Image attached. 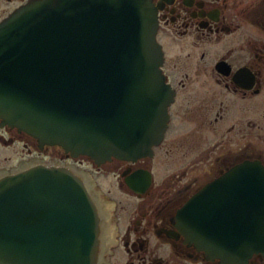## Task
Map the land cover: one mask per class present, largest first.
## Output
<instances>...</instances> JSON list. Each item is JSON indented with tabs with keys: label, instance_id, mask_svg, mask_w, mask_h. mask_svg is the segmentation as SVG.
<instances>
[{
	"label": "water",
	"instance_id": "obj_1",
	"mask_svg": "<svg viewBox=\"0 0 264 264\" xmlns=\"http://www.w3.org/2000/svg\"><path fill=\"white\" fill-rule=\"evenodd\" d=\"M157 30L152 0H29L0 23L2 126L97 165L152 156L172 102ZM229 178L253 197L255 218L241 220L240 234L206 240L202 193L180 226L198 248L224 250L214 256L225 264H246L264 253V167L243 165ZM101 260L100 208L80 173L37 162L0 174V264Z\"/></svg>",
	"mask_w": 264,
	"mask_h": 264
},
{
	"label": "flooded vegetation",
	"instance_id": "obj_2",
	"mask_svg": "<svg viewBox=\"0 0 264 264\" xmlns=\"http://www.w3.org/2000/svg\"><path fill=\"white\" fill-rule=\"evenodd\" d=\"M27 2L0 0V22ZM152 4L161 70L172 93L167 130L153 155L99 166L84 157L73 159L58 147H41L30 135L6 127L2 130L9 138L1 136V141L22 142L30 153L0 171L47 161L73 167L86 163L101 174L102 189H96L112 208L113 228L108 243L102 218L101 264H225L214 256L224 250L200 249L189 239L180 214L202 193L203 235L221 240L234 238L235 230L240 234L241 220L255 218L252 194L245 209L248 198L240 192L242 185L229 183V176L246 164L264 166V0ZM112 176L118 185L106 190L102 183ZM217 180L221 190L215 193L209 187ZM246 264H264V253L254 254Z\"/></svg>",
	"mask_w": 264,
	"mask_h": 264
},
{
	"label": "rangeland",
	"instance_id": "obj_3",
	"mask_svg": "<svg viewBox=\"0 0 264 264\" xmlns=\"http://www.w3.org/2000/svg\"><path fill=\"white\" fill-rule=\"evenodd\" d=\"M1 136H3L6 140H7V138H9V136L0 128V137ZM29 153H30V150L26 149V147L24 146V144L22 142H18V141L14 140L12 143L6 145L0 139V168L1 167H5V168L9 167L10 165L14 164L17 160H19L20 157L28 158ZM79 168L83 169L85 171H90V173L93 174L94 179H95L97 185L99 186V188L101 187V184L99 183V180L102 181V179H101L102 175L101 174H97L96 172H94L92 167L86 163L81 165V167L79 166ZM109 178H110V179H108L109 182L104 180L105 182L103 181L102 184L104 185L106 190L110 189V190L114 191L118 185V178L114 177V176L109 177ZM100 189H102V188H100ZM104 193H105V191H104ZM114 193H116V191Z\"/></svg>",
	"mask_w": 264,
	"mask_h": 264
},
{
	"label": "bare ground",
	"instance_id": "obj_4",
	"mask_svg": "<svg viewBox=\"0 0 264 264\" xmlns=\"http://www.w3.org/2000/svg\"><path fill=\"white\" fill-rule=\"evenodd\" d=\"M86 181L90 187L91 192L96 196V199L98 201V205L100 208L101 217L104 219L106 225H108V243H111L113 240V228L111 227V224L109 225L111 218H112V208L110 205H107L98 195V193L95 191V187L93 185V182L89 176H86ZM106 246H104V249Z\"/></svg>",
	"mask_w": 264,
	"mask_h": 264
}]
</instances>
